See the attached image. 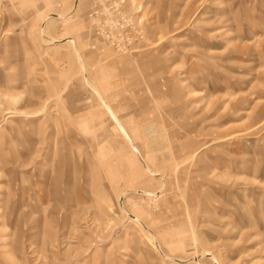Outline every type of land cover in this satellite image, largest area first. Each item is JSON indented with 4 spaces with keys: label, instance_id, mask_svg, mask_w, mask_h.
<instances>
[{
    "label": "rangeland",
    "instance_id": "obj_1",
    "mask_svg": "<svg viewBox=\"0 0 264 264\" xmlns=\"http://www.w3.org/2000/svg\"><path fill=\"white\" fill-rule=\"evenodd\" d=\"M0 264H264V0H0Z\"/></svg>",
    "mask_w": 264,
    "mask_h": 264
},
{
    "label": "bare ground",
    "instance_id": "obj_2",
    "mask_svg": "<svg viewBox=\"0 0 264 264\" xmlns=\"http://www.w3.org/2000/svg\"><path fill=\"white\" fill-rule=\"evenodd\" d=\"M127 138V137H126Z\"/></svg>",
    "mask_w": 264,
    "mask_h": 264
}]
</instances>
